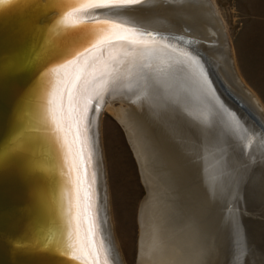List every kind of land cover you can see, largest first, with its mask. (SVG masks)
Wrapping results in <instances>:
<instances>
[{
    "label": "bare ground",
    "instance_id": "6f19581e",
    "mask_svg": "<svg viewBox=\"0 0 264 264\" xmlns=\"http://www.w3.org/2000/svg\"><path fill=\"white\" fill-rule=\"evenodd\" d=\"M77 16L107 18L190 38L223 83L264 119L260 104L237 76L222 25L208 0H136L125 6L93 7ZM141 42L111 44L106 55L115 62L108 61L112 70L103 79H97L95 73L105 71L104 64L89 65L84 58L78 60L79 66L92 77L77 80L72 74L65 78L68 83L60 103L70 102L71 113L66 118L60 112L56 122L53 120L48 140L54 141L56 148L60 143L65 169L75 179L66 150L71 135L82 183L75 188L61 170L59 221L52 238L55 251L66 264H92L94 259L99 264H125L111 224L100 141V118L107 108L127 133L147 189L139 206L136 264H264V147L260 138L241 118L239 135L226 136L224 118L215 108L205 119L208 107L191 92L192 69L183 55L193 56L192 51L171 47L169 41ZM196 58L205 71L204 61ZM88 97L87 119L78 125ZM114 101L125 107H112ZM80 127L86 128L89 136L85 150V155L90 153L88 164L81 159ZM218 137L234 146L230 167L221 168L217 163L222 153L209 142ZM237 145L245 146L243 155ZM241 174L246 178L242 187L250 192H241L235 200L229 189ZM187 187L191 192H186ZM76 201L81 208L75 211ZM89 214L94 223L91 232ZM101 245L103 250L97 256L95 249ZM69 246L79 261L62 254Z\"/></svg>",
    "mask_w": 264,
    "mask_h": 264
},
{
    "label": "water",
    "instance_id": "95a60500",
    "mask_svg": "<svg viewBox=\"0 0 264 264\" xmlns=\"http://www.w3.org/2000/svg\"><path fill=\"white\" fill-rule=\"evenodd\" d=\"M99 6L94 0H8L0 5V264H66L55 251L52 238L59 221L57 192L60 176L63 177L61 170L66 177L68 173L62 146L59 143L60 149L56 148L57 144L48 140V133L60 112L69 118L72 104L60 103L65 84L57 86L54 73L49 77L51 84L39 83V75L65 60L84 58L86 63V56L95 51L88 41L95 43L103 36H109L110 45L169 41L171 47L192 51L194 57L206 62H203L206 74L223 108L240 122L245 119L264 147L261 114L223 83L207 56L190 38L107 18H78L77 14ZM105 25H114L111 33L104 30ZM81 45L88 48L87 53ZM77 50L84 53L79 58L75 55ZM106 50H102L105 59ZM191 92L195 100L208 107L195 87L192 86ZM215 109L220 115L223 113V109ZM68 138L66 150L69 149L76 179L77 153L71 135ZM239 176L235 187L232 180L229 189L230 192L235 189V200L241 192H250L242 187L245 176ZM237 179L241 180L239 184ZM79 206L76 201L75 211ZM261 210L264 216V204ZM14 240L26 247L14 248ZM33 244L38 250L31 247Z\"/></svg>",
    "mask_w": 264,
    "mask_h": 264
},
{
    "label": "rangeland",
    "instance_id": "374dc122",
    "mask_svg": "<svg viewBox=\"0 0 264 264\" xmlns=\"http://www.w3.org/2000/svg\"><path fill=\"white\" fill-rule=\"evenodd\" d=\"M208 1L222 25L237 76L264 113V0ZM112 105L125 107L118 101ZM100 141L113 233L124 263L136 264L139 206L147 189L127 133L107 108L100 118ZM186 192H191L188 187Z\"/></svg>",
    "mask_w": 264,
    "mask_h": 264
},
{
    "label": "snow or ice",
    "instance_id": "6c2138e0",
    "mask_svg": "<svg viewBox=\"0 0 264 264\" xmlns=\"http://www.w3.org/2000/svg\"><path fill=\"white\" fill-rule=\"evenodd\" d=\"M8 0H0V5H3L4 3H7ZM94 3L96 5H115V6H125V5H131L136 3V0H94ZM114 25H105V31L108 33H111V29ZM151 35V34H149ZM88 46H90L92 49H94L93 54H89L86 56L87 64L89 65H95L98 63H103L105 71H100L95 73V77L97 79H103V77L106 75V73L111 72V68L109 67L108 61L115 62L114 58L109 56L106 59L104 58L103 49L110 47V39L109 36H103L99 40H97L95 43H92V41H88ZM81 47L84 48V53L88 52V48L84 47V45H81ZM84 53H81L79 50L75 52V55L77 58L81 57ZM185 57H187L189 61V67L192 69L190 73V81L193 87H195L198 91L201 97L204 98V100L207 102L208 105V111L205 113V119H207L208 115L212 114V109L219 108L223 109L222 115H225L224 118V127L226 129V136L231 135H239L241 131V125L240 121L232 114L227 112V109L223 108V105L220 103V101L217 99L215 92L213 91L212 84L209 80L208 75L205 73L203 66L196 60V57L190 56L188 53H183ZM55 74L56 76V82L57 86L60 84H67L68 81L65 79L66 77L75 74V78L77 80L80 79H87L92 77V73H89L86 68H81L79 66L78 60H65L63 63L59 64L55 68L51 69H45L44 71L40 72L39 75V83H47L51 84L52 80L49 79V77L52 74ZM98 91H102V89H99ZM69 97L70 99L73 98V94L71 91H69ZM91 103V97L85 98L83 101V108L80 113V117L78 120V125H82L83 121L87 119L86 113L88 110V107ZM57 130L59 131V122L57 121ZM77 138L81 144V159L84 161L85 164L90 163V153L88 155H85V150L88 148L89 143V136L86 128L80 127L78 130ZM251 140H249V143ZM203 143V142H202ZM209 143L212 144L213 147L217 148V150L222 153L220 159L218 160V165L221 168H227L230 167V159L229 156L232 151H234V146L228 142L227 139L223 138H216L214 141H210ZM236 147L239 148V151L241 155L244 153V145H237ZM67 158V153H66ZM70 170L73 168L72 164H69ZM68 179L69 182L75 184L77 187H79L80 183H82L81 177H76V179H73L72 172L69 171L68 173ZM237 192L239 191V185H237ZM89 208L92 207L91 204L88 206ZM90 215V214H89ZM92 217L90 215V226L89 231L91 232L94 228V223L92 222ZM12 246L14 248H23L26 247V245L20 243L18 240H14L12 243ZM31 247L34 250H38L37 245L33 244ZM103 250L102 245L100 248L95 249L96 255H99V252ZM64 256L69 257V259H78L77 256L72 255V246H69L63 250L62 253ZM91 255V253H89ZM92 264H99L97 260H93ZM105 264L107 262L105 261Z\"/></svg>",
    "mask_w": 264,
    "mask_h": 264
}]
</instances>
